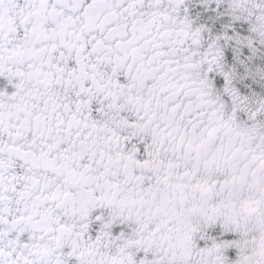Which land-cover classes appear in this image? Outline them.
Listing matches in <instances>:
<instances>
[{
	"label": "snow or ice",
	"instance_id": "obj_1",
	"mask_svg": "<svg viewBox=\"0 0 264 264\" xmlns=\"http://www.w3.org/2000/svg\"><path fill=\"white\" fill-rule=\"evenodd\" d=\"M0 264H264V0H0Z\"/></svg>",
	"mask_w": 264,
	"mask_h": 264
}]
</instances>
